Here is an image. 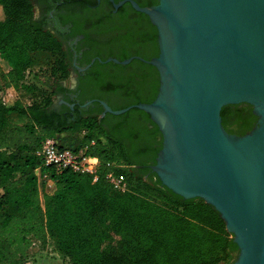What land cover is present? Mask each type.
<instances>
[{"label":"trees","instance_id":"16d2710c","mask_svg":"<svg viewBox=\"0 0 264 264\" xmlns=\"http://www.w3.org/2000/svg\"><path fill=\"white\" fill-rule=\"evenodd\" d=\"M136 2L149 7L158 0ZM124 7L119 8V16ZM128 25L136 29L130 37L139 36L149 47L141 58L156 57L157 32L149 18L131 8ZM35 53L58 58L46 72L32 73L27 84ZM128 57L115 56L119 61ZM0 58L9 66L7 71L0 69V264H28L33 241L46 238L68 264H233L238 247L211 205L199 198L183 199L161 185L155 173L145 177L144 171L135 168L125 145V139H133L135 125L141 140L158 144L155 155L161 148L160 133L147 113L133 107L120 115L106 113L99 118V111L70 119L68 107L60 112L53 109L55 97L67 91L62 83L68 78V64L60 42L34 18L31 0H0ZM106 59L96 58L92 66L109 67L111 75H139L140 85L146 88L139 95L128 93L127 102L111 106L112 110L154 100L158 73L153 66L139 59L126 65L104 62ZM109 85L111 89L121 87L120 83ZM23 89L29 93L25 102L17 93ZM220 116L225 130L236 135L250 131L257 120L247 104L226 105ZM104 118L115 121L109 131L103 126ZM68 132L80 135L75 147L58 141L59 135ZM48 138L61 148L85 149L86 155L96 157V181L92 174L58 173L44 166L37 152ZM36 169L47 179L39 180ZM108 174L123 177L127 190L114 192ZM47 180L51 191L42 189ZM100 212L111 219L115 232L137 242L138 257L105 252L106 231L98 236L83 234L87 221Z\"/></svg>","mask_w":264,"mask_h":264},{"label":"water","instance_id":"95a60500","mask_svg":"<svg viewBox=\"0 0 264 264\" xmlns=\"http://www.w3.org/2000/svg\"><path fill=\"white\" fill-rule=\"evenodd\" d=\"M125 2L156 28L158 55L138 59L156 69L158 91L120 110L102 102L104 112L147 113L161 136L151 167L161 185L220 214L238 247L233 264H264V0H123L114 9ZM241 104L257 120L236 135L220 111Z\"/></svg>","mask_w":264,"mask_h":264},{"label":"flooded vegetation","instance_id":"af4514ba","mask_svg":"<svg viewBox=\"0 0 264 264\" xmlns=\"http://www.w3.org/2000/svg\"><path fill=\"white\" fill-rule=\"evenodd\" d=\"M120 1L123 0H31L34 18L60 42L68 64L67 83H62L67 91L55 97L53 109L60 112L63 106L68 107L70 113L66 116L70 119L77 115H94L99 111V118H103L107 112H104L102 102L111 108L126 103L128 93L139 95L146 92L145 85L139 83V75H111L109 67L92 66L95 59L101 57L108 59L129 54L128 58L138 59L149 48L139 36L133 34V38L130 37L136 30L128 25V16L134 8L125 2L115 10L113 4ZM123 6L119 16L118 10ZM129 78L133 79L130 84ZM109 83H120L121 87L111 89ZM251 109L253 111L252 106ZM114 125V120L104 118L105 129L109 131ZM139 132L135 125L133 139H125L126 151L136 163L135 168L149 177L154 173L151 167L155 164L157 153L155 155L154 149L158 144L141 140Z\"/></svg>","mask_w":264,"mask_h":264},{"label":"rangeland","instance_id":"374dc122","mask_svg":"<svg viewBox=\"0 0 264 264\" xmlns=\"http://www.w3.org/2000/svg\"><path fill=\"white\" fill-rule=\"evenodd\" d=\"M57 58L58 57L55 54L35 53L32 56L31 73L28 76L26 83H30V77L32 73H35L37 71H40V73L46 72L49 66ZM8 68V64L0 58V69L2 71H7ZM65 82L67 83V80ZM17 93L24 102L27 99L26 97H28L29 95V93L26 92L25 89L20 90ZM34 94H36V92ZM79 137L80 135L77 133L68 132L59 135L58 141L64 146L72 145L73 147H75ZM42 189L51 191V182H44L42 184ZM103 231H106L109 234V238L102 245V249L105 252L127 257L139 256L140 248L137 242L130 236L115 232L112 229L111 219L108 218L103 212L95 215L92 221H87V223L85 224V228L83 229V234L98 236ZM27 258L29 262L28 264H68L66 259H63L57 254L54 248V242L49 238H46L44 241L34 240L27 252Z\"/></svg>","mask_w":264,"mask_h":264},{"label":"built area","instance_id":"2783aa9c","mask_svg":"<svg viewBox=\"0 0 264 264\" xmlns=\"http://www.w3.org/2000/svg\"><path fill=\"white\" fill-rule=\"evenodd\" d=\"M37 155L42 158L44 166H50L58 173L63 170H70L77 173L94 175L93 182L97 179L95 172L99 160L96 157L86 155L85 149L72 150L61 148L55 139L48 138L43 141ZM35 173L39 180L47 179V175H41L39 169H36ZM106 178L114 192L123 193L127 190L128 186L123 177H115L108 174ZM47 182L49 181L47 180Z\"/></svg>","mask_w":264,"mask_h":264}]
</instances>
